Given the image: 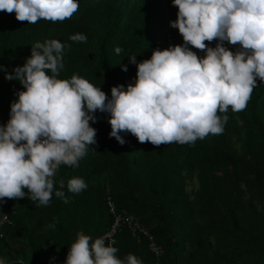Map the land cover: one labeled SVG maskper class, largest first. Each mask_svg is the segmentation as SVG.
I'll list each match as a JSON object with an SVG mask.
<instances>
[{
  "label": "trees",
  "instance_id": "obj_1",
  "mask_svg": "<svg viewBox=\"0 0 264 264\" xmlns=\"http://www.w3.org/2000/svg\"><path fill=\"white\" fill-rule=\"evenodd\" d=\"M77 2V12L64 21L31 24L0 11V65L10 73L24 64L34 43L55 39L68 45L57 78L78 75L110 98L111 87L135 79L129 55L141 62L152 49L184 43L169 25L178 11L172 0ZM76 33L87 41L70 40ZM205 43L215 47L217 41ZM223 46L233 52L240 47L227 41ZM188 47L199 57L205 54ZM256 82L243 111L229 107L217 113L228 116L222 134L194 143L157 146L121 133L127 141L121 145L108 135L109 114L97 111V122H89L96 129V144L89 146L93 150L78 167L61 165L54 177L57 189L64 180L67 203L54 193L47 206L27 197L0 203V259L6 264H64L78 232L94 241L108 229L110 198L116 212L138 219L162 250L156 257L144 240L137 243L122 227L114 246L119 259L132 254L143 264H264V82ZM16 90L24 89L0 71V126L9 119ZM75 177L87 184L78 194L67 188Z\"/></svg>",
  "mask_w": 264,
  "mask_h": 264
},
{
  "label": "clouds",
  "instance_id": "obj_2",
  "mask_svg": "<svg viewBox=\"0 0 264 264\" xmlns=\"http://www.w3.org/2000/svg\"><path fill=\"white\" fill-rule=\"evenodd\" d=\"M172 4L178 11L169 25L184 43L152 49L151 57L141 62L129 55L137 69L135 79L111 87L110 98L78 75L57 78L68 45L55 39L34 43L24 64L10 73L0 65L4 79L15 80L24 89L14 92L17 99L10 104L9 119L0 126V203L4 198L27 197L37 206H47L53 193L67 203L65 182L60 179L57 189L54 177L61 165L78 167L92 149L89 146L96 144V129L89 122H97V111L109 114L108 135L119 144L127 142L121 133H131L140 143L158 146L222 134L228 116L217 113L246 108L257 78L264 82V0H172ZM78 8L77 0H0V11L31 24L70 19ZM69 39L87 41L82 33ZM213 40L215 47L205 43ZM225 41L240 47L233 52L223 46ZM121 51L115 48L117 54ZM120 67L127 71L126 65ZM67 188L78 194L87 184L75 177ZM117 251L103 237L93 241L78 232L64 264H143L132 254L119 259ZM0 264L6 262L0 259Z\"/></svg>",
  "mask_w": 264,
  "mask_h": 264
},
{
  "label": "built area",
  "instance_id": "obj_3",
  "mask_svg": "<svg viewBox=\"0 0 264 264\" xmlns=\"http://www.w3.org/2000/svg\"><path fill=\"white\" fill-rule=\"evenodd\" d=\"M107 201V207L109 213L112 215L113 220L108 229L103 232L100 237H103L105 239V243L111 244V246H115V238L118 233V231L125 227L131 236L137 240V243L140 244L141 240H144L147 244L148 250L155 254L156 257H158L162 250L160 247H158L154 241L153 236L143 229L138 221V219L134 218L133 216L125 213H118L116 212L115 206L110 198L106 199ZM158 264V263H156Z\"/></svg>",
  "mask_w": 264,
  "mask_h": 264
}]
</instances>
